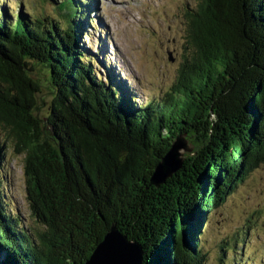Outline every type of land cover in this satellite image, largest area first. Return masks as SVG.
<instances>
[{
	"label": "trees",
	"instance_id": "obj_1",
	"mask_svg": "<svg viewBox=\"0 0 264 264\" xmlns=\"http://www.w3.org/2000/svg\"><path fill=\"white\" fill-rule=\"evenodd\" d=\"M54 2L65 29L0 5L1 134L24 155L38 224L13 211L0 176V264H84L111 226L141 245L143 264H205L206 213L264 164V0H198L178 87L144 105L96 75L98 56L82 41L90 2ZM177 137L192 151L156 187ZM224 245L218 259L230 264Z\"/></svg>",
	"mask_w": 264,
	"mask_h": 264
},
{
	"label": "rangeland",
	"instance_id": "obj_2",
	"mask_svg": "<svg viewBox=\"0 0 264 264\" xmlns=\"http://www.w3.org/2000/svg\"><path fill=\"white\" fill-rule=\"evenodd\" d=\"M54 1L0 0V5L14 15L20 12L24 17L51 19L65 29V20ZM88 1L87 35L82 41L92 57L98 56L94 60L96 75L108 81L107 75L111 74L139 105L165 100L178 87L179 70L191 55L185 40L187 11L195 9L198 0ZM36 68L43 73L39 65ZM43 102L38 97L40 116L46 115L47 104ZM3 141L0 127V142ZM2 149L0 176L6 201L25 225L38 227L26 201L24 155L17 154L6 141ZM205 216L201 235L205 264H220L223 241L229 243L224 245L226 262L264 264V164L250 171ZM234 237L240 245L232 247L229 240Z\"/></svg>",
	"mask_w": 264,
	"mask_h": 264
},
{
	"label": "water",
	"instance_id": "obj_3",
	"mask_svg": "<svg viewBox=\"0 0 264 264\" xmlns=\"http://www.w3.org/2000/svg\"><path fill=\"white\" fill-rule=\"evenodd\" d=\"M42 95L46 97L40 91L37 100L41 96L46 105V98ZM191 151L192 146L183 137H177L156 165L151 184L156 187L164 184L166 179L182 168L184 153ZM84 264H143V250L138 242L128 239L115 226H111Z\"/></svg>",
	"mask_w": 264,
	"mask_h": 264
}]
</instances>
